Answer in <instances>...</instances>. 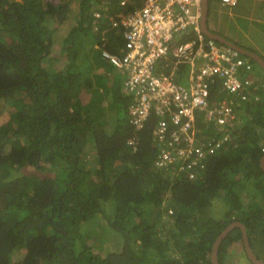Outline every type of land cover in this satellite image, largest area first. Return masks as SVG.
Segmentation results:
<instances>
[{"label":"trees","instance_id":"1","mask_svg":"<svg viewBox=\"0 0 264 264\" xmlns=\"http://www.w3.org/2000/svg\"><path fill=\"white\" fill-rule=\"evenodd\" d=\"M141 2L0 0V112L5 107L10 116L0 124V264H211L216 236L233 221L246 226L264 260V98L243 104L236 145L190 180L154 167L155 115L136 130L128 116L132 97L114 84L107 90L94 71L108 66L103 49L119 53L123 46L109 18ZM74 11L59 65L55 33ZM89 91L95 99L84 103ZM107 92L109 109L102 106ZM215 199L226 205L220 218L207 215ZM92 219L122 240L104 256L86 243ZM240 240L239 228L224 237L220 264Z\"/></svg>","mask_w":264,"mask_h":264},{"label":"built area","instance_id":"2","mask_svg":"<svg viewBox=\"0 0 264 264\" xmlns=\"http://www.w3.org/2000/svg\"><path fill=\"white\" fill-rule=\"evenodd\" d=\"M126 2L119 0L121 6ZM220 2L233 7L238 0ZM201 5L202 0H142L109 18L123 40L119 53L101 51L132 97L130 124L139 130L151 114L156 117L154 167L173 168L190 180L210 158L236 145L244 125L241 107L257 103L264 88L252 60L203 34ZM93 16L101 14L95 10Z\"/></svg>","mask_w":264,"mask_h":264},{"label":"rangeland","instance_id":"3","mask_svg":"<svg viewBox=\"0 0 264 264\" xmlns=\"http://www.w3.org/2000/svg\"><path fill=\"white\" fill-rule=\"evenodd\" d=\"M255 9L258 10L259 13L262 15V10L258 5H254ZM235 10H237L235 8ZM230 11H233V8H230ZM215 15L219 18L218 22L214 23ZM212 16L214 19H212ZM75 11L69 15L66 18V22L57 30L54 37V44H53V52L52 55L56 56L58 58L57 64L62 65L64 62V53H63V47H62V41L63 38L68 34L71 26L75 22ZM209 28L211 30H217L219 33L221 32L226 38L242 43L247 47H250L249 44H252L253 40L257 38L258 31H255L256 28H259V26H263V24L256 23L254 21H247V20H240L237 18V14L233 13V15L230 17L228 15L227 10L219 5L218 2L214 0H210L209 4ZM245 35V38L242 40V37ZM260 40V39H259ZM90 42V41H89ZM93 45V44H92ZM91 48V44L87 46ZM85 55V54H84ZM95 70V69H94ZM113 74H107L106 72L100 73L103 76V80L106 81L109 84H113V82L116 85H120V81L122 83V77H120L119 73L117 74L114 68L110 69ZM96 71V70H95ZM90 74V73H89ZM100 88V87H99ZM101 89L97 90L98 95L101 93ZM94 93L89 92H83L81 95L84 103H90L92 102L95 97H92ZM96 96V95H95ZM98 96H96L97 98ZM102 106L104 108L109 109L108 104V98L102 99ZM263 107L262 110H264V104L262 103ZM2 105H0L1 108ZM243 118V116H242ZM10 119L9 113L5 111V107L0 112V124H5ZM264 127V125H263ZM91 156H89V160L92 161L94 156L93 153H90ZM241 179V178H240ZM245 181V179L241 180ZM238 191L241 192V196H244V190L243 188H238ZM252 194H257V190L255 186H252L250 189ZM226 205L224 204V201L221 200H212V203L207 207V215L217 218L222 217L225 211ZM90 225H87V228H84L86 230L87 235L90 237V240H88L86 243L91 245L93 251L97 252L98 254L104 256L110 251H114L121 243V238L112 231L110 228H106L104 224H101L99 222H96L95 219H92ZM89 222V223H90ZM240 243H237V247L239 248V251H236L234 248L231 250L230 245L226 249L225 252V263L226 264H251L244 252V248L242 245L241 240ZM21 254L16 256V259L21 258ZM239 261H242L243 263H239Z\"/></svg>","mask_w":264,"mask_h":264},{"label":"crops","instance_id":"4","mask_svg":"<svg viewBox=\"0 0 264 264\" xmlns=\"http://www.w3.org/2000/svg\"><path fill=\"white\" fill-rule=\"evenodd\" d=\"M214 1L218 2L221 7L225 8L227 10L228 15H230V17L233 15V13L235 11V13L237 14V18H239L240 20L254 21L256 23L263 24V26L262 27L259 26V28H256L255 29V31H258V33L256 35L257 38L256 39H252L253 40L252 41L253 43L252 44H249L250 47H247V46H245L242 43L234 42V41L226 38L221 32L219 33L216 29L215 30L214 29L211 30L209 28V21L207 20V24H208L209 30L212 31V32H214V33H218V34L224 36L226 39H228V40H230V41L238 44L242 48H245V49H247L249 51L255 52V53L259 54L262 58H264V0H238L237 5L236 6H233V7L227 6V5H223L220 2V0H214ZM209 4H210V0H209ZM254 5H258L260 7V9L262 10V15H261V13L258 12L257 9H255ZM230 8H233V11H230ZM235 8L237 10H235ZM216 18H219V17H217L215 15V19H214V17L212 16V19H214V23L215 22L216 23L218 22V19H216ZM208 19H209V15H208ZM244 38H245V35L242 37V40ZM85 44H86L85 45L86 47L91 44V50H93V47H94V44L93 43L86 42ZM93 53H90L91 56L93 55ZM107 65L108 66L106 68H103V67L100 68V67H98V68H95L96 71L95 70L94 71L95 72H98V73L106 72L107 74H110V72H111V74H113V72L110 70V69H113V67L108 62H107ZM116 73L117 74L119 73L120 77H123L120 72H116ZM255 75L258 76L264 82V73L262 72V70L256 64H255ZM122 81H123V79H122ZM113 84H114L115 87L116 86L120 87V91H122V83H121V81H120V85H116L114 82H113ZM110 86H112V84L106 83L107 90H110ZM96 87L97 86L95 85L94 88H96ZM99 90H100V88H99ZM91 92L92 91H90V93ZM259 92H260V95H262L261 98H264V88L263 89H260ZM92 93H94V92H92ZM107 93H108V97H109V93L110 92H107ZM109 99H111V98L109 97L108 100ZM262 124L263 123H261V126L263 127L264 124L263 125ZM263 146H264V141L262 142V147ZM247 187H250V186L248 185ZM237 243L239 244L240 242L239 241H236V242L231 243V245H230L231 250H233L235 248L236 251H239V248L237 247ZM239 263H243V262L242 261H239Z\"/></svg>","mask_w":264,"mask_h":264},{"label":"water","instance_id":"5","mask_svg":"<svg viewBox=\"0 0 264 264\" xmlns=\"http://www.w3.org/2000/svg\"><path fill=\"white\" fill-rule=\"evenodd\" d=\"M208 15H209V0H202V5H201V18H200V27L204 35L207 37L223 44L226 46H229L233 48L234 50L238 51L240 54L247 56L250 60H252L264 73V58H262L259 54L249 51L245 48H242L238 44L226 39L224 36L214 33L209 30L207 20H208ZM260 168L264 172V154L260 158L259 161ZM239 228L241 232V242L244 248L245 255L248 259V261L251 264H264V260H261L258 258V256L254 253L246 226L240 222V221H233L229 223L226 227H224L219 234L216 236L212 247H211V252H210V261L211 264H220L218 260V250L219 246L224 239V237L233 229Z\"/></svg>","mask_w":264,"mask_h":264},{"label":"clouds","instance_id":"6","mask_svg":"<svg viewBox=\"0 0 264 264\" xmlns=\"http://www.w3.org/2000/svg\"><path fill=\"white\" fill-rule=\"evenodd\" d=\"M247 57V56H246Z\"/></svg>","mask_w":264,"mask_h":264}]
</instances>
